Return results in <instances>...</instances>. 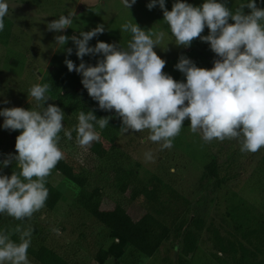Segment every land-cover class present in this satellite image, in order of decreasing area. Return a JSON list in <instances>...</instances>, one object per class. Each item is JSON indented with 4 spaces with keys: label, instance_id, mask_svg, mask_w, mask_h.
Wrapping results in <instances>:
<instances>
[{
    "label": "rangeland",
    "instance_id": "1",
    "mask_svg": "<svg viewBox=\"0 0 264 264\" xmlns=\"http://www.w3.org/2000/svg\"><path fill=\"white\" fill-rule=\"evenodd\" d=\"M9 12L4 18L5 28L0 32V110L11 107L36 109V102L28 101L29 89L35 84L51 85L48 104L60 107L65 117L78 123L80 111H93L96 117H111L109 122L122 126V119L115 111H104L82 85V75L70 72L65 63L72 60L78 67L81 62L96 66L102 54L85 55L83 61L75 54V44L69 40L62 47L55 44L57 35L79 37L80 31H91L103 24V34L89 41L94 47L98 41L126 47L131 34L121 32V25L137 23L146 31L165 33L162 49L154 50L166 61L164 73L178 82H186L183 73L175 68L183 55L197 67L211 69L219 57L210 45L195 39L190 47L174 43L168 25L163 21V10L157 4L149 10L150 0H137L131 9L121 0H7ZM176 0H165L171 11ZM193 6H201L205 0H184ZM235 11L248 0H222ZM258 8H264V0H256ZM245 13L250 9L245 8ZM73 14L72 28L59 33L47 30V23L61 15ZM98 13V14H97ZM234 23V21H229ZM209 34L205 27L202 35ZM72 48L71 55L67 49ZM8 101V103H4ZM0 116V165L9 154L16 153V137L20 131L3 128ZM64 128L68 130L63 121ZM190 120L184 121L181 133L173 141L171 149L160 150V145L147 139L149 133L131 130L117 131L109 125L95 128L100 141L87 150L81 149L75 140H67L60 133L59 147L64 153V167L54 169L46 187L61 193V199L52 211L43 208L23 225L32 228L29 248L45 246L69 264H98L95 256L99 250H109L113 240L101 220L85 209L86 199L96 194L100 200L98 212L108 214L115 206L122 207L142 228L148 231L158 221L169 225L171 234L156 254L148 258L134 249H128L117 257L109 252L104 264H177L182 235L192 229L191 220L201 217L206 227L216 229L221 235L233 236L251 248L260 251L257 260H264V148L256 153H242L237 141L213 140L204 143L199 134L190 131ZM151 152L153 159L145 160ZM123 169L131 175L126 181L125 192L119 191L122 181L113 172ZM19 171L15 161L0 168V175H12ZM213 174V175H212ZM157 213H156V212ZM15 226L19 221L0 214V230L5 225ZM181 226L176 232L175 227ZM256 232L241 239L242 234ZM198 248L189 264H216L210 257L214 252L210 232L197 234ZM17 240L18 236H16ZM30 264H37L28 256Z\"/></svg>",
    "mask_w": 264,
    "mask_h": 264
},
{
    "label": "clouds",
    "instance_id": "2",
    "mask_svg": "<svg viewBox=\"0 0 264 264\" xmlns=\"http://www.w3.org/2000/svg\"><path fill=\"white\" fill-rule=\"evenodd\" d=\"M121 2L131 9L137 0ZM157 4L175 45L187 48L195 39L210 45L219 57L211 69L197 67L182 55L175 68L184 74L186 82L176 81L164 73L166 61L154 50L163 44L165 33L146 31L137 23L127 22L120 28L122 33L131 34L126 47L103 41L90 47L89 41L104 33L103 24L91 31H80L79 37L57 35L55 44L63 49L71 40L81 61L85 55H103L96 66L81 62L77 67L66 59L68 70L82 75L83 87L101 110H114L122 119V133L147 131V139L159 144L160 150L174 146L186 119L190 120V131L199 134L204 143L235 140L242 153H256L264 148V8H258L256 0H248L235 11L222 0H205L199 7L176 0L171 11L165 0H150L147 7L151 10ZM245 8L250 13L246 14ZM8 12L9 3L0 0V32L5 28ZM72 24L73 14L69 13L47 23V30L59 33L72 28ZM205 27L209 29L206 36L202 35ZM72 52V48L67 49L69 55ZM50 89L48 83L29 89V103L30 97L40 110H0V116L5 118L3 128L20 131L15 143L18 154H9L0 165L8 167L15 161L19 169L10 177L0 175V214L21 222L30 220L46 205L48 177L64 159L59 147L60 133L63 131L71 141L74 131L75 143L87 150L101 139L95 125L105 129L111 119H98L93 111H80L78 123L66 130L63 110L54 104L45 107L51 100ZM152 159V153L146 152L145 160ZM32 231L23 223L0 230V264H30ZM14 235L19 242L12 239Z\"/></svg>",
    "mask_w": 264,
    "mask_h": 264
},
{
    "label": "trees",
    "instance_id": "3",
    "mask_svg": "<svg viewBox=\"0 0 264 264\" xmlns=\"http://www.w3.org/2000/svg\"><path fill=\"white\" fill-rule=\"evenodd\" d=\"M64 122L68 130H72L76 125V122L69 120L65 116ZM109 126L115 128L118 132L121 131V127L114 126L112 122H109ZM96 127L97 125H95V128ZM72 136L73 140H75L76 133L74 131L72 132ZM64 164L63 160L59 161L55 169L61 170ZM113 175L116 176L117 181H122V184L119 186V191L121 193L125 192L128 186L126 181L131 175V172H124L123 169H117L116 172H113ZM60 199L61 193L58 190L54 188L49 189V196L44 208L48 211H52ZM99 206L100 200L96 194H91L86 199L85 209L94 217L101 220L109 231V237L113 240L112 244L109 246V250H99L97 252L95 259L98 264L105 263L109 257V252L120 257L130 248L150 258L156 254L161 245L169 239L171 229L174 228H171L162 221H158L148 231H143L122 207L115 206L108 214L103 215L98 212ZM20 223H24V221H19V224ZM190 224L192 229L185 231L182 235L181 251L180 255L177 257V264L190 263V260L198 248L197 234L202 232L203 229L205 232H210L211 244L214 252H210L209 255L216 264H264V260H257L260 251L257 247L251 248L241 240L233 238L231 235H221L218 230H212L210 227H206L201 217L193 218ZM12 227L14 226H10L9 224L5 225L6 229H11ZM175 231L180 232L181 226L175 227ZM253 233L256 232L252 231L247 235L242 234L241 239H245L248 235ZM12 239L19 242L16 235H14ZM28 256L37 264H69L58 254L45 246H41L38 249L29 248Z\"/></svg>",
    "mask_w": 264,
    "mask_h": 264
}]
</instances>
